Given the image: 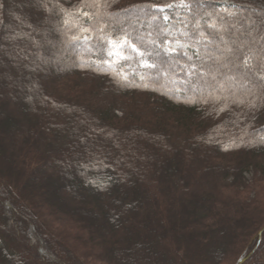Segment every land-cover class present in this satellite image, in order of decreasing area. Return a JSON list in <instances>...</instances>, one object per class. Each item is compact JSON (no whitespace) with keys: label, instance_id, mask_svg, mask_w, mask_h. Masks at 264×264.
Wrapping results in <instances>:
<instances>
[{"label":"trees","instance_id":"obj_1","mask_svg":"<svg viewBox=\"0 0 264 264\" xmlns=\"http://www.w3.org/2000/svg\"><path fill=\"white\" fill-rule=\"evenodd\" d=\"M133 1L0 0V264H264V89L179 92L205 49L161 43L249 28L264 44V0Z\"/></svg>","mask_w":264,"mask_h":264},{"label":"snow or ice","instance_id":"obj_2","mask_svg":"<svg viewBox=\"0 0 264 264\" xmlns=\"http://www.w3.org/2000/svg\"><path fill=\"white\" fill-rule=\"evenodd\" d=\"M85 7L88 5V0H84ZM91 3L94 7L103 3V0H91ZM225 4L229 3V0H224ZM180 4L185 6L189 12H193L194 8L189 6L188 0H180ZM61 14L65 17L71 15L68 13H64L61 10ZM95 15V13H94ZM84 17H88L89 13L87 11L83 12ZM165 20L168 17H164ZM223 21V17H221ZM62 24L66 26L67 31H65V35L71 31L73 27H77L75 23L68 27L70 21L68 18L62 19ZM209 27L215 28V25H209ZM57 30H60L57 28ZM78 31L81 35L73 33L65 43L74 44L81 39L87 41L88 36L86 33L90 31L88 27L80 25ZM102 31V29H101ZM226 32L227 29L225 28ZM184 36H188L187 33L182 34ZM242 36H246L250 38V40H238L236 38L231 39L229 42L225 39L224 35L217 30L215 34L209 33L205 35L203 31L199 32L197 36L192 37L188 36V41L186 43H181L180 39H176L175 41L168 39L167 37L161 42L164 45L165 55H171L176 53L178 49H187L189 47H193L194 45H202L205 49V55L201 56L199 49L197 48L195 51L196 57L200 60L199 68L195 63L185 64L181 70L185 71L186 76L188 77V82L192 83L193 77H199L200 79L205 80V84H200L199 80L193 83L194 91H199L203 87H212L213 90H219L221 92L231 91L232 95L236 94V90H242L244 94L257 97L256 89H264V44L260 43V39L252 36L251 30L249 28H244L241 33ZM218 37V39H217ZM131 40L130 36L127 33H124L123 38L119 41L120 47L123 48L125 44H129V46L135 51L137 50V46L135 43H129ZM108 44L112 45L113 48L116 47V44L112 39L107 41ZM175 44V47L172 45ZM230 44L238 45L235 49H233ZM239 44H244L248 47L250 54L257 59V65L255 68L252 64H250L247 56H244L241 53ZM259 44V48L256 45ZM221 45L224 47L221 48ZM212 46H215V50L220 52L219 56H215L211 54L210 49ZM117 52L109 51V56L116 55ZM145 53H141L144 55ZM148 56H151V52H146ZM187 56L188 61L193 60V56L188 55L185 51L183 53ZM159 56V53H156ZM241 57H243L241 59ZM211 60L213 63L205 67L206 61ZM239 60V63L237 62ZM105 64H109V61H104ZM143 65L148 68H154L156 66L155 62L149 63L148 61H143ZM167 71V70H166ZM210 77L214 82L212 85H208L206 82V78ZM217 77H222V80H218ZM144 77H141L143 80ZM127 83V80H125ZM147 87V85H145ZM258 98L264 99V94H261ZM242 102V101H241ZM251 107H256L255 101H253ZM260 143H264V137L260 138Z\"/></svg>","mask_w":264,"mask_h":264},{"label":"rangeland","instance_id":"obj_3","mask_svg":"<svg viewBox=\"0 0 264 264\" xmlns=\"http://www.w3.org/2000/svg\"><path fill=\"white\" fill-rule=\"evenodd\" d=\"M121 1V3L122 4H124L125 2H130V1H132V0H120ZM136 1H139V0H134L133 1V3L134 2H136ZM150 0H148V1H144L145 3H148ZM144 3L143 1H139L138 3ZM135 4V3H134ZM122 18H132V19H139L136 15H134V14H131V13H128V14H125V15H123V17ZM63 27H64V25H63ZM66 27V26H65ZM79 47L80 48H85V43H81L79 46L78 45H73L72 47H71V50L69 51V54H68V58H69V60L71 61V60H73V58L75 57V55L79 52V51H77V50H79ZM76 52V53H75ZM55 62H57V61H54V63H52V64H55ZM54 66H52V68H53ZM187 81L188 80H185L184 82H177L176 83V81L174 82V80H172V86L174 87V89H176V90H179V92L180 91H186V89L185 90H183V88H185L184 86L187 84ZM202 89V88H201ZM201 89L199 90V91H201ZM191 92L193 93V92H195L194 91V89H191ZM196 92H198V91H196ZM136 94H138V93H136ZM46 140H44L43 141V143L45 142ZM40 188V187H39ZM33 190L34 191H36V190H38V191H40V192H45V193H47V190L46 189H38L37 187H33ZM6 215L7 216H9V217H11V216H13V211L12 210H7L6 209ZM18 227H20L21 229H23V231L25 232V235L27 236V238H29V239H32L33 238V236L30 234V232H28V230H27V228H26V226L24 225V228H23V224L22 225H18ZM32 241V240H31ZM34 245V244H33ZM35 247H36V244H35Z\"/></svg>","mask_w":264,"mask_h":264},{"label":"water","instance_id":"obj_4","mask_svg":"<svg viewBox=\"0 0 264 264\" xmlns=\"http://www.w3.org/2000/svg\"><path fill=\"white\" fill-rule=\"evenodd\" d=\"M263 230H264V226H263V228L257 233V237H258V238L261 236V233H262ZM249 256H250V253H246L245 255H243V256L239 259V261H237L236 264H243V263L248 259Z\"/></svg>","mask_w":264,"mask_h":264}]
</instances>
